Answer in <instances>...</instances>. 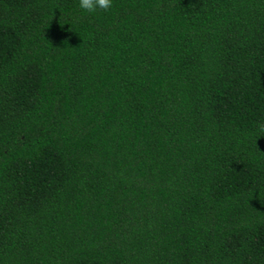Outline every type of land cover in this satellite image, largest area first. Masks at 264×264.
Instances as JSON below:
<instances>
[{"label": "trees", "instance_id": "trees-1", "mask_svg": "<svg viewBox=\"0 0 264 264\" xmlns=\"http://www.w3.org/2000/svg\"><path fill=\"white\" fill-rule=\"evenodd\" d=\"M0 0V264H264V0Z\"/></svg>", "mask_w": 264, "mask_h": 264}, {"label": "clouds", "instance_id": "clouds-1", "mask_svg": "<svg viewBox=\"0 0 264 264\" xmlns=\"http://www.w3.org/2000/svg\"><path fill=\"white\" fill-rule=\"evenodd\" d=\"M78 9L92 14L97 9L107 12L113 6V0H78Z\"/></svg>", "mask_w": 264, "mask_h": 264}]
</instances>
